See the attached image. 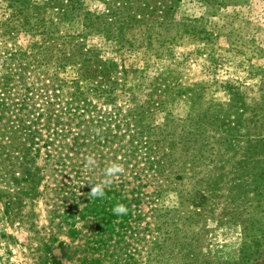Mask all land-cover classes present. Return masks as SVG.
<instances>
[{
    "label": "rangeland",
    "instance_id": "374dc122",
    "mask_svg": "<svg viewBox=\"0 0 264 264\" xmlns=\"http://www.w3.org/2000/svg\"><path fill=\"white\" fill-rule=\"evenodd\" d=\"M145 1L148 6L133 1L134 9L141 6L149 12L167 7L172 12V28H161L159 34H144L140 27L125 33V0L116 1L111 8L108 1L85 0L84 6L95 17L94 27L64 21L57 32L74 36L97 50L102 59L117 64V82L125 90H117L110 100L89 95L87 100L102 112L120 109L125 114V154L126 126L135 128L130 113L145 111L141 115L144 134L154 133L151 144L165 164L162 172L155 173L139 160L140 180L145 183L141 200L131 205L132 216L125 227L118 225L123 215L106 227L105 236L111 238L107 246L91 253L100 259L93 264H251L241 262V251L248 250L247 245L261 234L258 227H247L245 219L256 213L255 203L250 204L246 197L251 196L254 184L245 181L238 185L231 179L232 166L227 160L232 155L199 162L178 139L191 131L193 136L212 140L231 129L233 135L228 139L233 144L264 140L263 131H254L248 120L252 108L257 110L264 99V0L216 7L207 0ZM8 13L0 0V22ZM39 40L40 35L24 32L15 34L13 42L1 43L0 39V72L5 57L2 50H27ZM52 66L54 63L48 70L55 72ZM74 70L66 66L56 72L69 85L77 79ZM78 81L81 89L92 85L88 79ZM68 89L65 86L62 94ZM219 114H227V119ZM250 133L254 135L250 137ZM173 138L176 146L183 145L174 161L169 149ZM100 148L105 159L115 154L122 162L119 140L111 148ZM133 162L135 159L125 155V196H129L130 185L138 182L129 175ZM219 168L229 174L220 176ZM241 187L248 191L244 197L239 196ZM18 216L21 221L19 217L6 219L0 203V264H42L46 253L40 242L51 234L45 200L39 197L26 204ZM95 236L99 239L101 235ZM76 243L84 242L59 235L49 242L48 254L60 264H81ZM252 264H264V256Z\"/></svg>",
    "mask_w": 264,
    "mask_h": 264
},
{
    "label": "trees",
    "instance_id": "16d2710c",
    "mask_svg": "<svg viewBox=\"0 0 264 264\" xmlns=\"http://www.w3.org/2000/svg\"><path fill=\"white\" fill-rule=\"evenodd\" d=\"M1 1L9 9L6 19L0 22L1 43L13 42L14 35L21 32L40 35V40L32 43L27 50H2L5 55L0 72L2 213L9 220L19 217L21 207L33 203L39 197L43 198L51 234L47 241L40 242L46 253L42 264H60L48 253L49 242H55L62 234L69 235L73 240H82L84 243H76L81 253L77 260L81 264H93L100 259L91 256V253L96 248L107 246L111 238L105 236V231L117 218L112 212L113 207L118 203L127 206L128 213L118 223L125 227L132 216L131 205L141 200L145 183L140 180L139 160H143L145 169L160 173L165 167L164 159L157 155L151 144L154 133L144 134L141 119L145 111H137L135 115L130 113L135 128L128 129L126 126L128 152L125 154V114L120 109L102 112L87 100L88 95L103 96L110 100L117 90L123 92L125 88L124 84L117 82L119 70L114 61L102 59L97 50L87 48L84 42L72 35L57 34L64 21L81 22L89 29L94 27L95 17L84 6L85 0ZM104 1H108L106 4L109 8L118 2ZM133 1H141L140 5L144 3L148 6L145 0H125V33L140 27L144 34H159L161 28H172L171 9L164 7L159 11L153 9L147 12L141 6L134 9ZM238 1L206 2L216 7L236 4ZM52 63L55 72L48 70ZM66 66L73 67L77 74V79H72L69 85L56 72ZM86 79L91 80L92 85L81 89L78 80ZM65 86L69 89L62 94ZM241 111L245 112L244 109ZM92 112L96 115L93 116ZM216 112L213 114L216 115ZM219 116L227 119V114ZM248 120L254 131L264 133V99H261L257 110L252 108ZM250 129L248 126L247 131ZM223 133L212 140H204L200 134L193 136L191 131H187L178 140L186 150L190 149L194 153V159L199 162L221 160L224 155H232L235 160L233 157L227 160L232 166L231 179L238 185L245 181L254 184L251 196L246 197L247 200L251 199L250 204L255 203L253 208L256 213L252 218L249 216L245 219L247 227H258L261 234L249 246H245L248 250L241 251V262L249 260L252 264L264 256V140L257 138L238 145L228 139V136L233 135L231 129ZM252 135L250 133V137ZM162 137L164 140V135ZM185 138L187 141H183ZM115 140H119L120 148L123 149L122 162L116 160L115 154L105 159L100 152V146L111 148ZM174 140L169 141L173 161L179 158L175 153L183 148V145L176 146ZM88 155H93L97 161L93 170L85 166V157ZM125 155L128 160L135 159L128 170L132 173L129 174L132 176L131 181L138 180L126 190L129 196H125ZM108 160L122 164L124 172L105 189L104 198L89 199V182L98 183L104 179V170L110 165ZM218 173L223 177L229 174H223L220 168ZM247 192L241 187L239 196L244 197ZM20 218L19 221L22 220ZM77 221L80 222L78 228L75 226ZM95 234L101 235L100 238L97 239ZM120 240L121 237L115 242Z\"/></svg>",
    "mask_w": 264,
    "mask_h": 264
},
{
    "label": "clouds",
    "instance_id": "9594fccd",
    "mask_svg": "<svg viewBox=\"0 0 264 264\" xmlns=\"http://www.w3.org/2000/svg\"><path fill=\"white\" fill-rule=\"evenodd\" d=\"M85 166L89 170H93L96 167L97 161L93 155H88L85 157ZM124 172V167L122 164L113 162L104 170V179L98 183L89 182L91 185V190L89 192V199L104 198L106 195L105 189L109 188L113 183L114 179ZM112 212L116 216L126 215L128 208L122 203L116 204Z\"/></svg>",
    "mask_w": 264,
    "mask_h": 264
}]
</instances>
